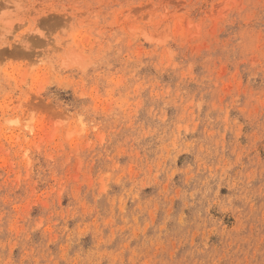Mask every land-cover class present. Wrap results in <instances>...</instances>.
<instances>
[{"label":"rangeland","instance_id":"374dc122","mask_svg":"<svg viewBox=\"0 0 264 264\" xmlns=\"http://www.w3.org/2000/svg\"><path fill=\"white\" fill-rule=\"evenodd\" d=\"M0 264H264V0H0Z\"/></svg>","mask_w":264,"mask_h":264}]
</instances>
